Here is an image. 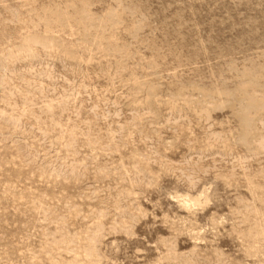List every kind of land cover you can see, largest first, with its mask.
Returning a JSON list of instances; mask_svg holds the SVG:
<instances>
[{"label":"rangeland","instance_id":"rangeland-1","mask_svg":"<svg viewBox=\"0 0 264 264\" xmlns=\"http://www.w3.org/2000/svg\"><path fill=\"white\" fill-rule=\"evenodd\" d=\"M0 264H264V0H0Z\"/></svg>","mask_w":264,"mask_h":264}]
</instances>
